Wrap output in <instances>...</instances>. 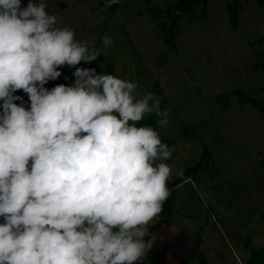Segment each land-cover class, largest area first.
<instances>
[{"label": "clouds", "instance_id": "clouds-1", "mask_svg": "<svg viewBox=\"0 0 264 264\" xmlns=\"http://www.w3.org/2000/svg\"><path fill=\"white\" fill-rule=\"evenodd\" d=\"M47 8L0 0V264H142L172 149L138 125L166 128L170 111L138 81L78 67L101 52ZM64 67L74 82L47 88Z\"/></svg>", "mask_w": 264, "mask_h": 264}, {"label": "rangeland", "instance_id": "rangeland-1", "mask_svg": "<svg viewBox=\"0 0 264 264\" xmlns=\"http://www.w3.org/2000/svg\"><path fill=\"white\" fill-rule=\"evenodd\" d=\"M46 2L60 26L101 52L78 67L138 81V93H155L169 109L168 126L157 127L172 149L168 184L191 178L199 190L173 188L163 208L201 238L190 264H238L233 252L247 255L246 264L264 249L263 224L253 231L264 223V0H241L236 27L229 10L236 0ZM105 35L114 39L107 49ZM74 71L62 68L46 87L72 84ZM205 148L210 158L197 168Z\"/></svg>", "mask_w": 264, "mask_h": 264}, {"label": "crops", "instance_id": "crops-1", "mask_svg": "<svg viewBox=\"0 0 264 264\" xmlns=\"http://www.w3.org/2000/svg\"><path fill=\"white\" fill-rule=\"evenodd\" d=\"M188 184L193 185V190L198 193V186L191 178L177 182V185L174 187V191L181 190ZM158 221L159 218L150 227L149 231L151 233H153L154 227ZM257 223L258 224L254 226L253 231H256L255 227H258L257 230H260V224H263L264 226V223H261L260 220ZM197 234L198 233L196 231L191 230L188 226L179 223V221L177 222L171 220L166 216L165 221L159 226L155 233L156 240L151 249L154 260L157 264H190L197 260L199 257L198 250L202 242L201 238L199 239ZM147 239L148 237H145V240ZM189 241L191 242L190 254L188 250ZM187 253L189 254V257H187ZM233 253V256L238 264H243V262H245V260L248 258L247 255L243 257L236 252ZM206 259L209 260L208 257H206ZM142 264H146V258Z\"/></svg>", "mask_w": 264, "mask_h": 264}, {"label": "trees", "instance_id": "trees-1", "mask_svg": "<svg viewBox=\"0 0 264 264\" xmlns=\"http://www.w3.org/2000/svg\"><path fill=\"white\" fill-rule=\"evenodd\" d=\"M240 1L241 0H236L235 5L230 6V8H229L231 21H232V24H233L234 27H236L238 25V12H239V9L241 7ZM157 119L158 118L153 114V115H150L149 117H147L145 119V122L148 125H151L154 128H157V123H156ZM209 158H210L209 151H208L207 148H205L197 168H200L202 163H204V161H206V160H209ZM176 185H177V183L168 184V188L171 191ZM165 213L166 212H165V210L163 208V211H162V213L159 216V221L156 224V226L154 227V231H153L154 234L156 233V231L159 228V226L165 221V218H166ZM263 257H264V249H261V250H259L257 252H253L251 258L249 259L248 262H246V264H264V262L262 260ZM145 258L150 262V264H157L156 261L154 260L153 256H152L151 250L148 252V254H147V256Z\"/></svg>", "mask_w": 264, "mask_h": 264}]
</instances>
